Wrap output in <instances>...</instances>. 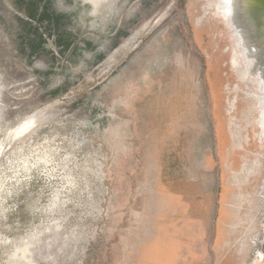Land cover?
<instances>
[{"label": "rangeland", "instance_id": "374dc122", "mask_svg": "<svg viewBox=\"0 0 264 264\" xmlns=\"http://www.w3.org/2000/svg\"><path fill=\"white\" fill-rule=\"evenodd\" d=\"M215 2L0 0V264H264V142L238 92L249 141L220 148L242 83Z\"/></svg>", "mask_w": 264, "mask_h": 264}, {"label": "flooded vegetation", "instance_id": "af4514ba", "mask_svg": "<svg viewBox=\"0 0 264 264\" xmlns=\"http://www.w3.org/2000/svg\"><path fill=\"white\" fill-rule=\"evenodd\" d=\"M250 5L249 0H217L212 14L221 17L227 27L231 68L242 83L228 86L226 91L235 95L246 89L249 111L264 117V14L255 13Z\"/></svg>", "mask_w": 264, "mask_h": 264}, {"label": "crops", "instance_id": "0c3cea01", "mask_svg": "<svg viewBox=\"0 0 264 264\" xmlns=\"http://www.w3.org/2000/svg\"><path fill=\"white\" fill-rule=\"evenodd\" d=\"M192 79V77H191ZM213 85L216 87V82L215 79H211ZM228 85H226V89H227ZM245 91L246 89L243 90V88L235 91V95L233 94V92H231L230 94L234 95L236 97V100H234L233 102L231 101V96L228 97L226 103H227V114L229 116V121H228V129L229 132L228 134L225 133L224 129H223V124L221 123V125H219L218 128V138L220 141V148H225V145L227 144L228 139L233 141V144L235 145V147L237 149H245V143H248L249 141V135L245 134L243 132L244 130V126H242L239 121L237 120V116H235L233 113L234 111H236L237 109V102H238V92H241L242 96L244 97V99H246V101L248 102L249 99L247 98V96L245 95ZM226 93L228 94V91H226ZM233 97V96H232ZM249 105L246 107V113L245 116L248 119V123L249 124H255L258 129L259 132L255 133V136L257 134L258 140L263 143L264 142V117L263 116H253V113L249 111L251 102L249 101L248 103ZM250 113H249V112ZM220 124V123H219ZM228 136V139H227ZM259 160L256 161V163L258 164ZM244 166H246V163H244ZM248 172V173H247ZM247 174L250 173L249 169H247ZM198 175V174H197ZM199 180L204 178V172L202 171L201 174L198 175ZM170 180V177H169ZM172 200V199H170ZM171 252L172 249L170 248V246L166 249H159L157 247L152 249V253L150 256V263L153 262V264H167L169 258L171 257ZM168 257V258H167ZM263 257L264 254L263 252L260 253V259L263 262Z\"/></svg>", "mask_w": 264, "mask_h": 264}, {"label": "water", "instance_id": "95a60500", "mask_svg": "<svg viewBox=\"0 0 264 264\" xmlns=\"http://www.w3.org/2000/svg\"><path fill=\"white\" fill-rule=\"evenodd\" d=\"M251 1V2H250ZM254 4L252 5V3ZM250 6L253 7L255 13L264 14V0H249Z\"/></svg>", "mask_w": 264, "mask_h": 264}]
</instances>
